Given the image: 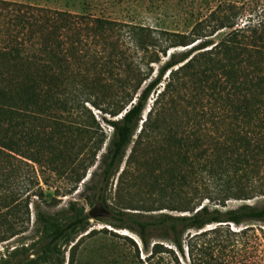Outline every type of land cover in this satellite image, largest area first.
<instances>
[{
  "label": "trees",
  "instance_id": "obj_1",
  "mask_svg": "<svg viewBox=\"0 0 264 264\" xmlns=\"http://www.w3.org/2000/svg\"><path fill=\"white\" fill-rule=\"evenodd\" d=\"M156 1L160 8L163 0ZM194 8L189 17L174 22L173 28L165 19L145 24L97 15L91 9L80 13L0 0V65L8 66L10 73L9 83H0V167L16 157L8 150L51 163L53 158L44 154L58 144L59 162L55 167L70 170L79 182L95 165L99 172L93 169L91 177L98 175L99 182L91 189L96 202H105L109 180L133 140L152 91L164 78L166 89L180 78V82H210L209 110L200 116L195 114L189 122L197 128L193 132L184 128L181 135L174 131L178 118L180 125L184 122L185 108L170 106L171 117L163 123L170 124L173 132L168 143L162 144L160 154L151 159L168 176V193L159 195L157 207L147 206L145 210L169 208L177 212L137 214L121 210L116 216L118 222L112 223L135 231L145 249L150 247V234L157 231L183 255V235L189 230L213 223L240 225L248 220L264 225V203L224 207L229 199L264 194V0H205ZM190 43L193 45L187 50L167 54L170 47ZM131 47L145 53L142 61L133 58L128 51ZM154 62L161 64L153 75ZM141 63L150 71L142 69ZM102 75L109 82L120 83L83 85L89 89L86 96L61 84L104 82ZM91 89L108 96L92 100ZM87 101L110 116L121 113L107 120L113 132L103 152L107 135L91 121L96 122ZM204 116L206 126L202 129ZM154 143V136L147 137L143 151ZM137 145L138 141L129 159L138 153ZM138 161L140 151L135 159ZM132 173L135 180L144 177L140 170ZM151 178L155 181L156 177ZM124 205L144 209L132 199H126ZM89 218L83 208L78 209L65 227L57 228L43 250L52 252L56 243L73 230L86 229ZM252 241L255 257L260 256L264 240L255 235ZM162 247L154 243L147 263H140L183 264L159 256ZM249 247L248 242L242 247L244 260L250 254ZM198 250L204 253L202 248ZM217 257L218 252L210 259L221 264ZM199 259L202 264L204 260Z\"/></svg>",
  "mask_w": 264,
  "mask_h": 264
},
{
  "label": "rangeland",
  "instance_id": "obj_2",
  "mask_svg": "<svg viewBox=\"0 0 264 264\" xmlns=\"http://www.w3.org/2000/svg\"><path fill=\"white\" fill-rule=\"evenodd\" d=\"M20 1L80 13L91 9L92 13L97 15L104 14L128 22L131 20L155 24L156 21L165 19L172 24L173 28H175L174 22L189 17L191 10L195 12L194 6L205 4V0H163L162 6L159 8L156 0ZM88 1L92 6L90 8ZM122 28V31L126 30V27L122 26ZM192 45L193 43L186 46L170 47L167 54L172 51L187 50ZM128 51L133 53V58L136 61L143 60L145 54L143 51H135V48L132 47ZM158 54L161 57V53ZM163 59L165 56H162ZM160 64L161 62L152 63L153 75ZM141 67L145 71H150V67L145 63H141ZM9 76L8 66L0 65V83L8 84ZM102 77L105 79L104 82H61V84L69 90H76L78 93H83L82 96H86L89 89L83 88V85L120 83L109 82L104 75ZM181 80L182 78H180ZM185 80L186 82L175 80L166 89L167 78H164L163 82L150 94L133 140L128 146L117 172L109 180L105 192V202H96L94 191L91 189V186H95L99 182L98 175L91 177V171L96 170L95 165L79 182L78 177L70 170L61 171L55 167V163L59 162L56 159L59 156L60 146L58 144H54L50 151L44 154L45 157L53 158L51 163L39 162L21 153L8 150L16 157L7 161L4 168L0 167V264H59L60 262L62 264H141L140 260L146 262L152 254L154 243L162 244L163 247L160 249L163 252L159 256L168 262H175L178 259L183 264H201L199 258H202L204 260L202 264H207L206 261L210 264H217L210 259V256L218 252L217 262L220 260L221 264H241L242 262H244L243 264H255V260H259L257 257H260L259 264H264V250L262 249L260 256L255 257L256 250L252 247V238L255 235H260L264 240V225L257 221L248 220L240 225L213 223L200 230H189L183 235L186 252L184 255L170 239L160 236L157 231L150 234L148 238L150 247L145 249L141 238L135 231L129 228L115 227L112 223L118 222L116 216L120 215L121 210L137 214L177 212L169 208L145 209L151 206L157 207L160 204L156 201L159 195L168 193L166 182L168 176L166 173L160 172L161 168L152 164L154 161L151 159L160 154L162 144L168 143L169 133L173 132L170 124L163 123L165 118L171 117L168 113L169 107L177 104L185 108L183 124L180 125L178 118V125L174 127V131L176 130L179 135L183 133L184 128L188 132H193L197 126L195 128L189 122H193L192 118L195 114L200 116L210 107L209 92L213 89L212 84ZM214 80L219 82L218 77ZM90 93L92 95L89 98L92 100H104L108 96L107 93L99 89H91ZM85 104L95 116L96 122L92 119L91 121L97 129L101 128L107 135L101 150L103 152L112 138L113 132L107 120L120 117L121 113L110 116L96 108L90 101ZM193 110L194 112H191ZM188 115L190 118H187ZM205 126L204 116L200 128L204 129ZM152 136L155 138V143L143 151V143L147 137L151 138ZM137 141L138 153L129 159ZM139 151L141 161L135 162ZM133 170L142 171L144 177L135 180ZM96 171L98 173L99 169ZM151 177H156L155 181L151 180ZM152 181H154L153 184H151ZM126 199H132L133 204L144 209L123 208ZM206 203L215 206L212 203ZM243 203L261 205L264 203V194L256 195L250 199H229L224 207H235ZM93 207H96L95 216L89 214ZM80 208H83L90 216L87 228L84 230L76 228L70 235L56 243L54 251H44L43 245L53 237L57 228L65 227ZM247 242L250 245V254L244 260L242 256L245 251L242 247ZM199 248H202L204 253H201ZM154 259H150V261Z\"/></svg>",
  "mask_w": 264,
  "mask_h": 264
},
{
  "label": "water",
  "instance_id": "obj_3",
  "mask_svg": "<svg viewBox=\"0 0 264 264\" xmlns=\"http://www.w3.org/2000/svg\"><path fill=\"white\" fill-rule=\"evenodd\" d=\"M95 210H96V207H93L90 211H89V214L91 215V216H95L96 214H95Z\"/></svg>",
  "mask_w": 264,
  "mask_h": 264
}]
</instances>
